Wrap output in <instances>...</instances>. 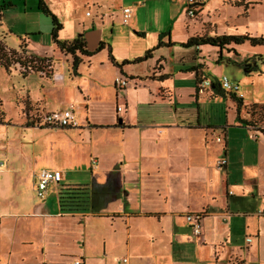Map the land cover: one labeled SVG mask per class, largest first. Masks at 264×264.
<instances>
[{
  "label": "crops",
  "instance_id": "0c3cea01",
  "mask_svg": "<svg viewBox=\"0 0 264 264\" xmlns=\"http://www.w3.org/2000/svg\"><path fill=\"white\" fill-rule=\"evenodd\" d=\"M43 2L61 25L59 40L71 41L82 34L90 52H94L100 43L105 44L95 55L81 57L76 75L71 69V56L60 52L52 38L51 44L42 52L30 50V36L21 39L19 46L23 44L29 54L52 59L51 78L38 73L40 78L52 84L48 92L59 94L57 90H62V104L70 100L85 105L87 113L81 119L96 126L81 132L74 129L81 141L84 136L97 144L93 151L101 163L90 188L91 212L72 215L85 221L90 217L108 218L112 232L109 237L82 235L84 251H80L79 256L83 258L74 257L67 263V254L62 250L58 253L62 245L59 247L57 242L62 237L55 235L52 227L64 216L58 211L45 213L46 197L39 199L42 204L35 210L16 207L11 200H5L0 202V264H74L76 260L84 264H109L107 258L114 250L123 252L122 259H128V264H264V214L261 213L264 209V112L259 116V122L252 124L247 111L252 105L264 107V103L254 102L262 95L253 93L255 95L251 96L249 89L260 75H264V67L261 72L250 74L242 67L243 62L263 53L264 46L246 48L248 43H245L230 45L221 51L210 45L192 46L196 55L193 64L187 66L180 63L186 56L180 50L192 48L184 46L189 39L227 35L204 30L211 21L207 17L211 11L205 0L198 5L194 17H188L186 11L190 5L183 0ZM244 2L243 6L237 7L244 8L245 4L252 3L249 9H253L261 5L249 0ZM125 8L131 9L127 24L122 22ZM249 9L243 10L244 14H248ZM234 31L238 32L236 28ZM165 33L167 36L162 42L171 45L158 48L147 61L118 68L110 60V54L118 64L142 57L157 45L159 35ZM33 35L36 39L37 34ZM224 63L239 64L245 73L241 79L246 88L244 94L235 95L243 103L239 114L231 98L233 94L225 93L218 83L219 92L214 86L202 95L196 91L201 79L219 77ZM152 76L154 79H150ZM161 76L166 78L159 80ZM118 78L128 81L121 90L114 86ZM107 88L115 97L112 122L97 124L90 121L88 108L91 99H96L94 93H106ZM41 92H45L44 95L39 94L36 100L29 99L49 112L47 93ZM217 97L226 104L225 122L202 123L200 116L206 109L203 107ZM244 97H252L253 103L246 104ZM194 104L196 122L191 111ZM94 105L104 106L103 103ZM118 107L120 111H117ZM149 108L157 114L155 118L145 120L141 114ZM181 112L186 113L184 118ZM67 130L70 129L41 128L39 131L48 132L40 133L38 129H20L22 145H33L31 142L37 141L38 136L48 135V157L32 154L33 166H37L40 157L48 160V164L43 163L48 168L42 170H57L62 175L63 168L73 166L68 159L62 163L54 161L60 146L51 139L56 135L54 133ZM96 130H111V133ZM232 131L245 135L246 140L237 141ZM2 135H5L4 150L8 153L14 139L8 135V129H2L0 137ZM108 135H120L123 150L115 155L116 160L106 163L108 155L101 149V143ZM89 159L92 174L98 158ZM92 159L96 160L95 165ZM220 160H226V165L218 167ZM10 171L5 172L7 179L10 178L8 174H15V170ZM39 172L33 176V190ZM147 179L148 182H144ZM62 180L63 175L58 184ZM149 183L155 188L157 211H147L142 205L136 208L132 204L133 197L136 200L141 196L144 198V186ZM58 184H50L48 189ZM197 214L202 215L200 235L193 236L185 216ZM36 219L43 222V231L40 229L39 233H36ZM53 240L56 243H52ZM94 241L100 254L85 257L86 249L92 248ZM113 259H117L116 256Z\"/></svg>",
  "mask_w": 264,
  "mask_h": 264
},
{
  "label": "rangeland",
  "instance_id": "374dc122",
  "mask_svg": "<svg viewBox=\"0 0 264 264\" xmlns=\"http://www.w3.org/2000/svg\"><path fill=\"white\" fill-rule=\"evenodd\" d=\"M234 1L235 0H205L206 4L209 5L208 11H211L207 16L211 21L208 25L204 26V30H212L215 35H244L247 33L253 37H264V28L261 26L264 25V0H249L251 2H260L261 5L254 6L253 9L248 8V14H244L243 7L235 6L237 1ZM245 2L243 0L242 3L244 4ZM235 28L238 32L234 31ZM51 29V19L44 15L39 9L38 0H13L12 7L7 9L0 19V39L3 41V44L7 49L17 50L19 53L18 56H21L22 58L28 57L29 52L26 48L24 51L18 49L20 40L24 39L25 36H30L29 39L32 42L30 50L42 52L44 47L51 44ZM218 30H221L222 33L218 34ZM33 34H37L36 39L32 38ZM245 47L249 48L250 45L246 44ZM180 51L186 53V56L180 60V63H184L187 66L193 64L196 55L195 49L192 47ZM262 52L263 53H260V55L257 56H261L262 59H264V49ZM256 61L260 69L264 67L258 60ZM64 68V72L66 73V65H64ZM221 69L222 71L219 77H207L206 79L210 81L216 79L219 81L225 77L230 83L239 86V91L236 95L243 96L244 89H246L241 82L242 77L245 75L243 68H240L239 64L224 63ZM43 74L48 78H51L52 69L45 68ZM108 83L109 81L107 79V87H109ZM50 85L52 84L47 82V80L40 78V75L37 72L27 70L19 65L12 67L9 72H6L0 67V134L2 129H8V135L14 139V143L12 142L11 148L7 153L4 150L6 147L4 142L5 135L0 137V160L4 164L3 168L0 170V202L11 200L16 207H29L32 210H35L36 207H39L42 204L33 190V176L40 170L48 168L45 165L43 166V163L48 164V160L46 161L40 157L41 159L39 158L38 163L42 164L39 165L37 163V166H33L30 159L32 154L36 157L39 153L40 155L43 154L41 155L42 157L44 155H47L48 157V135L44 136V134H42V136H38L37 141H29L33 145H22L20 129H38L37 132L46 133L48 131H39L41 128L48 129V127L40 124V119L50 111H60L70 105H72L76 115V127H70L67 128L70 130L54 133L56 135L51 139L52 141L59 143L60 146V149L54 154V161L62 163L68 159L73 163V166L65 167L61 170L63 175L62 183L58 184L57 187L51 186L48 189L49 192L45 201V213L49 212L51 214L58 211L57 193L61 186H86L89 189L91 188L94 177L100 171L98 167L101 163V159L93 151V147L96 148L97 146V144H94L93 139L90 138L89 140V137L86 138L83 136V141H81L76 134V131L81 132V130H91L96 127L93 123L88 122L87 119H81L82 116L87 113L84 107L85 105H80L70 100L66 101L65 104H62V101L60 100L62 98V90H57L59 91V94L49 93L48 87H50ZM249 89L251 96L253 93H259L262 95V97L254 102L260 104L264 103V75H260L259 80H256L253 88L249 87ZM42 90H45L47 93V110H49V112L46 111V109L34 105L29 99L30 97L32 100H36L39 97V94L44 95L45 92H41ZM93 97L96 99H91L88 108V117L90 121L93 120L97 124H110V122H112L113 112L115 111V97H113L112 92L107 88L106 93L99 94V92H95ZM244 100L246 101V104L253 103L252 97H244ZM94 103H103L104 106L94 105ZM225 107L226 104L222 100L220 101L217 97L215 101H211L207 106L203 107L206 109H203L200 116L201 122L205 123L207 121L215 124H223L225 118H227V110ZM191 108V111L194 114V122H196L197 109L195 104L192 105ZM247 111L251 115L250 122L252 124L259 122V116L262 113H253L251 106L247 107ZM145 112L141 114L145 120H151L152 118H155V115L157 114L151 108H149V110L146 109ZM181 114L182 118L186 115V113L183 112H181ZM105 131L111 133V130H96V132L103 133H105ZM232 133L235 135L237 141L246 140L245 135L233 131ZM113 136L114 135H108L101 143V149L108 155L106 163L111 162L114 158V160H116L115 155L120 154L123 150L120 135H117L116 137ZM90 157L98 158V165L96 168H92V174L88 167ZM136 163L138 165L139 161L137 160ZM10 169L15 170V174H8V177L10 178L7 179L5 172L7 170L8 172H11ZM146 181L148 182V179L144 182ZM153 186L152 183L144 186L146 189L144 191V198L142 199L141 196V198L138 197L139 199L136 200L133 197V206H136L137 208L138 205H142L141 207L147 211H157L158 208L155 207V188ZM137 189L139 192L140 189ZM58 214H60L59 211ZM60 215L64 217H62L59 222H54L52 227H54V234L56 233L62 237L60 242H57L59 247L62 245L58 253L62 250V252L67 254L65 257L67 263H71V260L74 257L83 258L79 256V252L84 251L82 248L84 243L83 240H81L83 239L82 235L109 237L112 232L110 227L111 221L108 218L90 217V220L85 221L78 215ZM36 221V233H39V230H42L43 228V222L42 219H36ZM52 243H56V241L53 240ZM96 243L97 242L94 241L93 247L86 249V254H84L85 257H97L100 254V250L96 248ZM122 253L123 252H119V250H114V253H112L113 255L111 254V256L107 258V260L110 261L109 264H122ZM113 256H116L117 259L114 260ZM69 259L71 260L69 261Z\"/></svg>",
  "mask_w": 264,
  "mask_h": 264
},
{
  "label": "trees",
  "instance_id": "16d2710c",
  "mask_svg": "<svg viewBox=\"0 0 264 264\" xmlns=\"http://www.w3.org/2000/svg\"><path fill=\"white\" fill-rule=\"evenodd\" d=\"M25 1V0H20ZM243 0H239L235 3L236 6H243ZM13 0H0V19L2 14L12 7ZM249 6V7H248ZM252 3H247L244 6V11L246 12L248 8L252 7ZM38 7L44 13V15L50 17L52 22V29H51V38L53 43L56 45L58 50L65 55H70L72 58L71 61V69L72 72L76 75L77 68L81 64L82 59L81 57H91L96 53L100 52L104 48V43H100L97 49L94 52H90L87 49L85 38L82 34L78 35L71 41H61L58 39V31L61 29V25L57 22L56 18L51 15L48 11L47 6L43 2V0H38ZM36 36V35H33ZM167 36V33L160 34L158 37L157 45L146 51L142 57L134 59L132 61H123L121 63L115 62L113 57L110 54V60L112 63L118 67L122 68L124 65L128 64H137L144 61H147L152 57V53L161 48L162 46H170L171 43H163L162 38ZM248 43L252 47L256 46H264V37H253L249 34L244 35H221V36H214V37H196L191 38L187 41L184 45L186 47L192 46H202V45H210L213 47H217L220 49H225L227 46L230 45H243ZM18 49L22 51L25 50V46L21 44ZM18 51L14 49H7L6 46L3 44V41L0 39V67H2L6 72H9L12 67L19 65L22 68H26L27 70L34 71L37 73H43L45 68L52 69V59L47 57H37L35 55L29 54L28 57H21L18 56ZM220 58V57H219ZM219 60V59H218ZM258 60L262 66H264V59L261 56H254L251 61H245L242 64L246 74L261 72L260 67L257 64ZM51 73V72H50ZM24 75V74H23ZM165 76H161L158 79L164 80ZM150 79H154V77H150ZM213 86L215 87L216 91H220L219 87L216 86L214 83ZM233 102L236 104L237 107V114H239L240 108L243 106L242 99L235 97V95H231ZM251 109L254 112L262 113L264 112V107L252 105ZM249 125V122H245ZM264 133V131H263ZM57 204H58V211L60 214H86L91 212L92 210V196L91 191L86 186H69L64 185L58 190L57 193Z\"/></svg>",
  "mask_w": 264,
  "mask_h": 264
},
{
  "label": "built area",
  "instance_id": "2783aa9c",
  "mask_svg": "<svg viewBox=\"0 0 264 264\" xmlns=\"http://www.w3.org/2000/svg\"><path fill=\"white\" fill-rule=\"evenodd\" d=\"M187 4L190 5V7L187 9V15L188 17H194L198 10V5L203 0H183ZM123 18L122 22L123 24H127L131 17V9L125 8L122 11ZM128 84V81L124 78H118L114 81V86L121 90L122 88L126 87ZM214 81L207 80L206 78H203L198 82L197 84V94L202 95L213 86ZM219 87L228 94L236 95L239 90V86L236 84L230 83L225 77L220 79L218 81ZM121 108L118 107L117 111H120ZM40 124L43 126H46L50 129H65L70 127H76V116L73 110L72 105L64 108L63 110L57 111V112H50L43 116V118L40 119ZM219 141V139L217 140ZM92 164H96V160L92 159ZM226 165V160H220L217 163L218 167H222ZM4 164L0 160V169L3 168ZM62 178L61 172L57 170H41L39 174L37 175L34 183V191L36 193V196L38 199L43 200L45 199L48 191V186L50 184H58L60 183ZM264 214V209L261 212ZM202 215H186L185 220L187 223L190 224L191 232L193 236H199L200 235V220ZM122 262L124 264H128V259L124 258L122 259ZM74 264H84L79 260L74 261Z\"/></svg>",
  "mask_w": 264,
  "mask_h": 264
},
{
  "label": "water",
  "instance_id": "95a60500",
  "mask_svg": "<svg viewBox=\"0 0 264 264\" xmlns=\"http://www.w3.org/2000/svg\"><path fill=\"white\" fill-rule=\"evenodd\" d=\"M214 83L217 84L218 83V80H214Z\"/></svg>",
  "mask_w": 264,
  "mask_h": 264
}]
</instances>
